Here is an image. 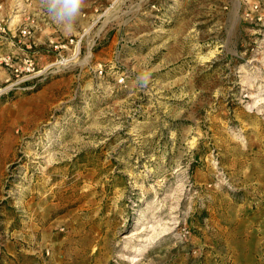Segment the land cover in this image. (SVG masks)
Here are the masks:
<instances>
[{
  "label": "rangeland",
  "instance_id": "1",
  "mask_svg": "<svg viewBox=\"0 0 264 264\" xmlns=\"http://www.w3.org/2000/svg\"><path fill=\"white\" fill-rule=\"evenodd\" d=\"M0 264H264V0H0Z\"/></svg>",
  "mask_w": 264,
  "mask_h": 264
},
{
  "label": "clouds",
  "instance_id": "2",
  "mask_svg": "<svg viewBox=\"0 0 264 264\" xmlns=\"http://www.w3.org/2000/svg\"><path fill=\"white\" fill-rule=\"evenodd\" d=\"M40 3L46 8L50 18L66 33H70L85 6L86 0H40ZM137 79L141 86H146L149 81V74H141Z\"/></svg>",
  "mask_w": 264,
  "mask_h": 264
},
{
  "label": "built area",
  "instance_id": "3",
  "mask_svg": "<svg viewBox=\"0 0 264 264\" xmlns=\"http://www.w3.org/2000/svg\"><path fill=\"white\" fill-rule=\"evenodd\" d=\"M23 34H26L27 31L26 30H23L22 31ZM74 39L73 38H70V39H65V41H59V43L57 42L54 47L56 49H68V47H70L71 45H73V41ZM75 53H71L70 55L68 56H65L63 53L59 54V58L57 60H55V62H52V63H48V64H45L43 65V68L42 70H39L38 72H41V71H45L46 73L49 72V73H54L56 72V70H60L62 68H66L68 67V65L71 64V60L72 58L74 57ZM64 61V63H61V61ZM27 68L28 70L30 71H33L34 70V62L29 59L28 60V65H27ZM52 68H55L54 70H52ZM123 79H121L120 81H122Z\"/></svg>",
  "mask_w": 264,
  "mask_h": 264
},
{
  "label": "bare ground",
  "instance_id": "4",
  "mask_svg": "<svg viewBox=\"0 0 264 264\" xmlns=\"http://www.w3.org/2000/svg\"><path fill=\"white\" fill-rule=\"evenodd\" d=\"M61 63H64V61L62 60ZM162 233V232H161Z\"/></svg>",
  "mask_w": 264,
  "mask_h": 264
}]
</instances>
